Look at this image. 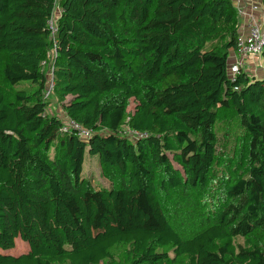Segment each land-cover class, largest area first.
I'll return each instance as SVG.
<instances>
[{
    "label": "trees",
    "instance_id": "trees-1",
    "mask_svg": "<svg viewBox=\"0 0 264 264\" xmlns=\"http://www.w3.org/2000/svg\"><path fill=\"white\" fill-rule=\"evenodd\" d=\"M55 5L0 0V76L17 86L0 90V264H117L119 246L120 264H264V73L227 75L233 2L60 0L52 42ZM220 110L245 168L219 178L204 226L183 237L167 202L212 185ZM65 118L88 135L62 132ZM85 150L110 185L83 176ZM17 238L28 249L7 253Z\"/></svg>",
    "mask_w": 264,
    "mask_h": 264
},
{
    "label": "rangeland",
    "instance_id": "rangeland-1",
    "mask_svg": "<svg viewBox=\"0 0 264 264\" xmlns=\"http://www.w3.org/2000/svg\"><path fill=\"white\" fill-rule=\"evenodd\" d=\"M49 50L50 48L46 51L45 56L42 59L44 64H41V69L45 73L48 72V64H50L51 60V53ZM259 57L260 56H251L252 61H255V63L252 65L253 70L251 71V75L257 74L258 71L261 70ZM246 66L250 67L247 64ZM2 80L3 79L0 76V90L4 92H13V90L17 88V86H14V88H10L9 90V87L5 85ZM25 87H27V85H25ZM133 106L134 103L131 101L128 110H131ZM48 112L63 114L62 110L59 109L55 101L49 104ZM219 118L220 121L218 122V139L216 147L217 155L215 158L217 167L212 171V185H209L207 187V190L205 188L204 190L196 192L188 188L185 191H177L170 195V199L172 200V202L171 200H168L167 202L168 207L166 212L169 216L171 224L174 229L183 237L192 235L204 226V214H208L210 206H212V204L216 201V199L210 197V195L214 194L215 196H218L221 185L223 183L222 181L218 183L219 178L224 177V175L229 178H234L242 173L245 168L243 156L238 155V151L240 150L239 146L241 142L242 132L237 128L235 115L232 111L220 110ZM227 133H229V135ZM236 137H238V139L235 143ZM169 156L171 157L170 154ZM173 165L181 170L180 166L175 162H173ZM221 171L223 173H221ZM102 172V167L98 163L97 156L90 155L87 150H85L82 166L83 176L88 178L95 186L110 185V181H108V179L104 177ZM257 236L261 241L264 240L261 235L257 234ZM235 240H237L238 242L243 241L242 238H238ZM27 249V245L17 238L14 241V247L6 252L18 255L25 252ZM123 249L124 247L119 246L112 250L114 260H117V264L124 263L122 261Z\"/></svg>",
    "mask_w": 264,
    "mask_h": 264
},
{
    "label": "built area",
    "instance_id": "built-area-1",
    "mask_svg": "<svg viewBox=\"0 0 264 264\" xmlns=\"http://www.w3.org/2000/svg\"><path fill=\"white\" fill-rule=\"evenodd\" d=\"M59 2L60 0H56L54 12L48 20V26L50 30L49 37L52 42H54V36L57 31L56 22L59 18L60 13ZM249 5L254 6L255 3L247 1V5L243 3L235 5L238 17L235 49L231 51L227 64V75L232 81L240 72L245 73L249 77H252V70L250 69V67L246 66L247 60L251 56H260L264 47V22H261L259 20L258 16L255 15V12L247 10ZM49 51L51 53V60L50 64H48V72L45 73L47 75L48 80L45 88L43 89V98L45 100H48L51 97V92L53 88L51 71L52 62L55 57L54 46H52ZM41 64H44V62L41 61ZM60 130L62 132L74 131L75 133H77V135L81 137L88 135L87 131L81 129L79 124L70 118H65L63 120V124ZM130 133L133 134L132 131Z\"/></svg>",
    "mask_w": 264,
    "mask_h": 264
},
{
    "label": "crops",
    "instance_id": "crops-1",
    "mask_svg": "<svg viewBox=\"0 0 264 264\" xmlns=\"http://www.w3.org/2000/svg\"><path fill=\"white\" fill-rule=\"evenodd\" d=\"M231 1L233 2L234 5H237L239 3L240 4L243 3V4L247 5V1L254 2L255 5L254 6L249 5L247 10H249V11L251 10V11L255 12V15L258 16L259 20L261 22H264V7L261 5L260 0H243V1L242 0L241 1H239V0H231ZM259 62H260L261 70H259L257 74H253L252 77H260L264 73L263 65H262V61H261L260 57H259ZM254 63H255V61L254 60L252 61V59L250 57V59L248 60V62L246 64L248 66H250L251 70H253L252 65Z\"/></svg>",
    "mask_w": 264,
    "mask_h": 264
}]
</instances>
